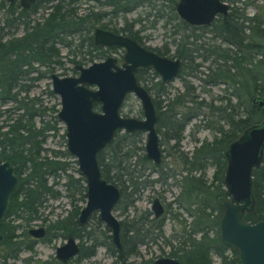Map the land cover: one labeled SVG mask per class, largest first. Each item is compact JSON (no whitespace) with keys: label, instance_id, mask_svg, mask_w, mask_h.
<instances>
[{"label":"trees","instance_id":"1","mask_svg":"<svg viewBox=\"0 0 264 264\" xmlns=\"http://www.w3.org/2000/svg\"><path fill=\"white\" fill-rule=\"evenodd\" d=\"M78 1L36 0L30 7L25 8L18 1L10 3L8 0H0V102H15L13 107L3 110L0 108V116L6 113L0 122V159L10 160L18 175L11 206L0 223L4 235L0 243V264H14V260L23 250L32 252L33 243L27 242V228L32 221L42 218L40 207L46 200L61 195L59 185L64 186L72 208L66 216H59L47 222L49 237L65 238L68 232H72L75 237L82 238L84 234L81 230H84L86 237L93 241L89 245H83L82 254L90 257L95 253L97 238L91 236V230H86V225L79 227L76 221L82 206L78 201L86 200L83 177L69 171L70 160L66 158L69 153L65 148L44 146L48 133H56L59 129L56 118L58 108L52 106L54 114L51 119L40 118L38 123L35 117L44 115L47 107H41L39 96L28 95L35 80L50 76L57 66L63 64L59 44L71 48L72 39L77 35L78 45L85 39L93 45V28L97 25L107 27L102 23L108 13L106 10L88 6L81 11ZM97 1L110 6L111 13L126 12L138 5L155 7L156 1H162V5L167 1L172 10L167 21L174 18L181 28H190L188 33H182L176 42L175 55L191 62L193 50H208L214 58L207 66L209 69L206 77L202 79L205 83H225L230 89L229 93L238 98V101L231 105L228 97L226 106L231 111L222 115L227 128L217 127L218 136L214 135L212 140L202 141L190 152L179 147L186 123L197 115V112L191 109L192 106L186 103L192 102V105L196 104V107L200 108L207 105V102L198 100L194 86L187 82L183 91L165 98L166 109L159 111V114L171 112V115L168 117V123L162 124L160 120L157 127L159 130L165 128L162 130L164 139L174 140L168 151L174 164L186 168V174L178 178L180 191L175 196L174 203L175 208L184 207L193 216L192 222L188 226L187 219L175 210L171 217L179 218L185 235L174 234V229L170 236H165L162 222L151 218L147 210L138 209L130 219L120 220L124 257L122 260L116 258L113 264H126V257L137 253L140 244L154 241L159 236L164 237L165 243L170 245V255L178 257L186 264H212V252L221 257L220 264H237V250L219 238L218 227L222 208L218 204V198L224 194L227 144L246 126L262 118L260 109L250 102V95L264 97V12L249 16L241 11L238 17L231 15L227 22L218 19L208 26H203L202 28H208L213 36L220 37L228 45L204 46L202 42H196L199 36L196 29L199 28L187 24L177 16L174 10L175 0ZM39 7H43L45 12L39 18L32 17ZM155 16L156 20L162 17L163 13L159 10ZM135 21H125L119 27H111L116 31H128L132 35L138 31L133 28ZM20 26L22 32L17 33ZM179 29L177 27L175 31ZM201 54L203 58L207 57L203 52ZM197 65L194 64L191 68L196 71ZM24 80L29 82L25 83ZM21 92L24 94L21 95ZM48 92L55 95L50 88ZM163 92L166 90L163 89ZM236 104L242 106V114L236 111ZM156 106L159 110L162 109L160 104L157 103ZM212 108L214 112L216 107ZM219 109L224 111V107ZM176 113L180 114L177 124L173 121L176 120ZM141 134L138 131H117L113 140L98 154L103 176L119 186L120 198L116 208L120 207L122 211L134 203L144 187L157 180L145 173V168L150 162H147L145 157ZM61 135L64 137V133ZM166 164L169 165L170 161ZM210 165L214 166V171L212 179L208 180L205 170ZM160 174V178H166L163 170ZM62 177L65 180L60 182ZM252 187L256 206L252 212L246 213L244 218L254 222L264 218V150L260 167L253 171ZM10 214H14V217L6 221L5 217ZM100 237L102 243L107 244L113 253H117L107 228L100 232ZM173 238L177 239L176 244H172ZM227 251L231 252L230 256ZM31 255L24 258L26 264L31 260Z\"/></svg>","mask_w":264,"mask_h":264},{"label":"water","instance_id":"2","mask_svg":"<svg viewBox=\"0 0 264 264\" xmlns=\"http://www.w3.org/2000/svg\"><path fill=\"white\" fill-rule=\"evenodd\" d=\"M17 0H8L14 3ZM22 7H30L36 0H18ZM230 5L225 0H177L178 17L189 25H208L218 14L225 19ZM93 42L124 48L123 63L107 56L84 66L77 64V75H50L52 91L59 97L57 119L65 125V148L77 164L79 175L86 186V200L77 221L84 224L93 213L108 228L111 240L122 257L121 224L113 210L120 198L119 186L107 180L98 161L99 152L114 138L118 130L146 134L145 156L155 164L162 159L157 131V109L151 93L137 79L136 69L152 68L163 83L176 77L181 67L180 57L160 55L139 44L132 37L110 29L95 27ZM128 93H133L142 108V117L123 114L121 108ZM250 102L260 109L262 118L246 126L225 149L226 167L223 177L224 194L219 196L222 208L219 218V237L238 252V264H264V218L251 222L244 218L255 209L253 171L259 168L264 150V97L251 94ZM98 106V107H97ZM18 175L10 160L0 159V221L9 207ZM158 215L163 206L158 198L153 201ZM40 236L42 226L31 228ZM4 235L0 229V243ZM79 246L70 234L56 247V255L65 261L77 253ZM149 264H185L175 257L162 256Z\"/></svg>","mask_w":264,"mask_h":264},{"label":"rangeland","instance_id":"3","mask_svg":"<svg viewBox=\"0 0 264 264\" xmlns=\"http://www.w3.org/2000/svg\"><path fill=\"white\" fill-rule=\"evenodd\" d=\"M162 1H156L155 7L150 5L142 6L138 5L133 7L132 9L122 12L118 11L117 13H111V7L104 5L100 1L96 0H79L78 7L79 10L83 11L88 6H93L95 8H101L106 10L108 13L102 19L103 22L107 23L112 27H119L124 24L125 21L131 22L136 20L133 24L134 29H139V35L141 36L142 41L150 46L160 47L166 46L167 54L172 56L175 55L176 42L181 38L182 33H188L189 27L181 28V25H177L176 19L172 18V20L167 21V18L170 17V13L172 10L170 9L167 1L161 4ZM235 5L238 8V11H244L246 15H256L261 11L264 12V0H236ZM162 12L163 16L160 18H156L157 12ZM45 12L43 7H39L35 13L32 14V17L39 18L42 13ZM1 22V17H0ZM179 27V30L175 29ZM22 32V27L20 26L17 29V33ZM199 36L196 39L197 43H203L204 46L208 44H214L218 46H226L219 37H215L209 31V29L205 31L198 30ZM79 37L75 35L72 39V47H66L62 44H59L61 60L63 64L61 66H57L55 72L61 75H75L77 71L73 69L75 62L74 60H83V64L91 63L92 61L101 60L104 55L99 52L98 49L90 46L88 40H84L82 45H79ZM263 47V46H262ZM200 52L207 53L206 50L199 49ZM198 51V52H199ZM264 51V50H263ZM122 55V49H118ZM194 55L193 60H185L183 65V70L181 75L173 78L171 81L164 85V89L169 92L170 96L174 93L181 92L185 88V82L190 83L194 86V92L197 94V99L207 102V105H202L200 108L196 107V104L192 105L191 102H187V105L192 106L191 109L197 112L195 117H192L191 120L185 125L183 130V137L179 141V147L181 150L190 152L196 145H198L201 141L204 140H212L214 135L218 136L219 132L217 131V127L222 126L223 128H227V123L220 116L221 113H226L231 109L226 106L228 97L230 99L231 105H234L237 101V97L229 93L230 89L226 87V84L223 82H217L215 84L205 83L202 78H204L208 72V64L211 63L214 55H210L206 58H203L202 55H198L197 52H192ZM114 55V54H113ZM116 55V54H115ZM258 57L260 55H257ZM74 59V60H73ZM80 63V62H79ZM195 63H198L197 70H192L191 67L194 66ZM212 66V65H211ZM43 69V68H41ZM200 71L204 72L200 73ZM159 79V75L154 74L153 79L149 81L148 85L151 87L157 86L155 85V81ZM23 82H29V80H24ZM50 88V78L49 76H43L39 79L35 80L33 85L30 86L28 95L31 96H39L40 102L43 106L47 107L45 114L42 116H36L35 119L39 123L40 118L51 119V116L54 114V109L52 106L55 105L56 108H59L58 96L51 95L48 92ZM24 92H21V95ZM167 94V93H166ZM161 98L164 95H160ZM38 103V104H39ZM15 105V102L8 101L4 104L0 102V108L3 110L4 108H10ZM216 107L213 112L212 107ZM224 107V111L219 108ZM196 108V109H195ZM242 106L238 107L239 114H242ZM122 112L125 114L142 116V109L139 99L133 94H128L124 105L122 107ZM6 113H2L0 116V122L4 118ZM58 131L53 133L50 131L46 137L44 142V146L47 148H55V149H64L65 148V135L62 137V133H64V124L60 121H57ZM160 141L161 147L163 150V161L169 162L171 160V156L169 155V149L174 140L169 139L166 140L163 138V135L160 133ZM142 144L145 143L146 134H141ZM145 152V150H144ZM50 153V150H49ZM67 160H70V168L73 174L78 175L77 164L74 160V157L70 154L66 157ZM214 171V166L210 165L206 168L205 174L208 180L212 179V173ZM155 177L156 175H151ZM65 179L62 177L60 182H63ZM170 184H165L161 182H154L153 188L150 186L144 187L140 193L136 196V199L132 205L127 208L126 212H123L120 207H115L113 210L114 214L119 219L131 218L132 215L138 211V209L149 208L151 206V196L156 193V191H160L164 189L163 195L166 200H171L180 190L178 184L174 181V179H168ZM61 190V195L57 198H49L44 202V204L40 207L42 211V216L47 217V222L53 220L59 216H62L66 213L72 204L70 202L69 197L66 195V191L63 185L58 186ZM79 204L83 205V201H78ZM41 216V217H42ZM35 219L32 221L33 224H39L41 220ZM177 228V222L173 221L172 218L166 217L162 226L164 231V235H168L171 233L172 229ZM86 230H91L93 236H97V239H101L100 232L106 230L105 224L98 219L97 214L94 213L90 220L87 222ZM81 239V238H80ZM65 239L62 236H52L47 242L39 241L35 245V251L32 252V260L29 264H39L38 260H46L47 258H51L54 255L55 247L61 244ZM84 243L89 244L90 239L83 238ZM173 244L177 243V239H171ZM138 252L128 255L126 257L127 264H144L145 260L154 259L157 256L165 255L169 250V246L165 243L164 237L159 236L154 241L149 240L147 243H142L137 247ZM228 256L230 252H226ZM30 254L28 251H23L20 254V257L16 260L15 264H24L23 257ZM117 258V253H113L107 246L105 245H97L95 248V253L91 257L82 258L79 262H76L74 259L72 260V264H111L114 259ZM211 259L213 264H220V256L216 253L212 252ZM230 264V263H229Z\"/></svg>","mask_w":264,"mask_h":264},{"label":"flooded vegetation","instance_id":"4","mask_svg":"<svg viewBox=\"0 0 264 264\" xmlns=\"http://www.w3.org/2000/svg\"><path fill=\"white\" fill-rule=\"evenodd\" d=\"M18 1V0H17ZM97 1V0H96ZM176 1L177 0H175V2H174V6H175V3H176ZM229 5H230V7H229V9H228V14H227V16H226V18L224 19L223 18V16L221 15V14H218L216 17H215V19L213 20V21H216V20H218V19H221L223 22H227V20L229 19V17L232 15V16H236V17H238L239 16V11H238V8H237V6L235 5V2H236V0H225ZM19 2V1H18ZM175 10V9H174ZM175 12H176V10H175ZM177 14V13H176ZM178 16V15H177ZM212 21V22H213ZM211 22V23H212ZM103 24H106L107 25V27H105V26H102V25H97V26H95V27H101V28H106V29H110V30H113L112 29V27L111 26H109L107 23H105V22H102ZM210 23V24H211ZM210 24H208V25H210ZM208 25H197L196 27L197 28H199V29H196V30H201L202 32L203 31H205V30H207L208 28H202L203 26H208ZM195 26V25H194ZM94 27V28H95ZM94 28H93V30H94ZM93 30L91 31V35L93 36ZM138 31H136V32H133L132 33V35H130L129 33H128V31H116V30H113V31H115V32H119V33H122V34H126V35H128V36H130V37H132L133 39H135L139 44H141V45H144V46H146L147 48H150V49H152L153 51H155V52H157L158 54H160V55H168L167 54V48H166V46H163V48H160V47H155V46H150V45H147V44H145L143 41H142V39H141V36L138 34L139 33V29H137ZM210 31V30H209ZM211 32V31H210ZM213 35V34H212ZM220 38V37H219ZM92 42H93V38H92ZM224 42V41H223ZM225 43V42H224ZM83 44V43H82ZM81 44V45H82ZM79 46V45H78ZM90 46H92V47H94L95 49H98L99 50V52L100 53H102L103 55L105 54V53H107V55L106 56H104L102 59H104L105 57H107V56H114V57H116L117 58V63L119 64V65H122V63H123V54H124V48L122 47V46H117V45H108V46H105V45H100V44H95L94 42H93V45H90ZM226 46H228L227 44H226ZM118 49H122V55L119 53V52H117V50ZM165 51V52H164ZM197 52V54L198 55H202L201 54V52L199 51V50H193L192 52ZM199 51V52H198ZM207 51V53H204L207 57L208 56H210V55H212L208 50H206ZM114 54V55H113ZM116 54V55H115ZM168 56H170V55H168ZM192 56L194 57V55L192 54ZM203 56V55H202ZM171 57H180V56H177V55H172ZM181 58V57H180ZM101 59V60H102ZM74 60V59H73ZM99 61V60H98ZM181 61H182V63H181V67H180V71H179V74L176 76V77H178V76H180L181 75V72H182V70H183V65H184V60L181 58ZM75 62H77L76 64H74V67H73V69L75 70V71H77V74H78V69L76 68V65L77 64H81V65H84V66H86V65H88V64H90V63H88V64H83L82 62H83V60H76ZM80 62V63H79ZM93 62V61H92ZM195 64H198V63H195ZM192 69V68H191ZM193 70V69H192ZM53 73V72H52ZM135 73H136V76H137V79H138V81L144 86V87H146L147 88V90L151 93V95H152V97H153V101H154V104H155V106H156V104L158 103V104H160L161 106H162V109L161 110H159L158 108H157V106H156V109H157V114H158V119H157V123H156V126H158V121H160L161 120V123L162 124H164V123H168V117L171 115V112H169V113H165V114H159V111H162L163 109H166V106H165V102H166V97L167 96H170V94H169V92H163V89H164V85L166 84V83H168L169 81H171L172 79H170L169 81H167V82H165V83H163L162 81H161V79H160V75L156 72V71H154L152 68H148V67H141V66H139L137 69H136V71H135ZM200 73H203V74H205L204 72H201L200 71ZM59 74V73H58ZM77 74H75V75H77ZM154 74H158L159 75V79L158 80H156L154 83H155V85H157V86H154V87H151V86H149L148 85V83H149V81H151L152 79H153V75ZM51 75V74H50ZM61 75V74H60ZM206 77V76H205ZM204 77V78H205ZM49 78H50V76H49ZM175 78V77H174ZM203 78V79H204ZM51 80V79H50ZM204 81V80H203ZM50 89H51V84H50ZM165 90V89H164ZM51 91H52V89H51ZM53 92V91H52ZM178 92V91H177ZM167 93V94H166ZM53 94H55L54 92H53ZM128 94H131V93H128ZM127 94V95H128ZM56 95V94H55ZM127 95H126V97H127ZM160 95H164V97L163 98H161L160 97ZM174 95V94H173ZM172 96V95H171ZM126 97H125V99H126ZM140 101V100H139ZM237 101H238V98H237ZM124 102H125V100H124ZM124 102H123V105H124ZM58 103H59V107H60V101H59V97H58ZM192 103V102H191ZM123 105H122V107H123ZM98 107V106H97ZM186 107V106H185ZM238 107L239 106H237V104H236V111H238L239 112V110H238ZM59 109V108H58ZM122 109V108H121ZM142 109V108H141ZM58 111V110H57ZM188 112H190L189 110H187ZM121 112H122V110H121ZM57 113V112H56ZM123 113V112H122ZM123 114H125V113H123ZM130 115V114H129ZM221 115V117H222V115H225V113L223 112V113H221L220 114ZM133 116H135V115H133ZM143 116V115H142ZM142 116H137V117H142ZM182 116H184V114L182 115ZM181 116V117H182ZM193 117H195V116H193ZM57 118V117H56ZM175 118H176V120H173V121H175V123L177 124L178 122H179V120H180V114L179 113H176L175 114ZM58 120V119H57ZM59 121V120H58ZM187 124V123H186ZM65 126V125H64ZM65 129V128H64ZM162 130H165V128L163 127L161 130H159V128L157 127V131H158V133L160 134H162ZM118 131H121V130H118ZM127 132V131H126ZM134 132H137V131H134ZM138 132H141V131H138ZM131 133V132H130ZM141 133H144V132H141ZM169 133V132H168ZM183 133V132H182ZM182 137H183V135H182ZM182 139V138H181ZM159 140H160V135H159ZM173 140V139H172ZM202 142V141H201ZM200 142V143H201ZM199 143V144H200ZM160 144H162L161 143V141H160ZM198 144V145H199ZM66 149V148H65ZM161 149H162V147H161ZM145 150V149H144ZM72 156V155H71ZM146 157V156H145ZM226 158V157H225ZM75 159V158H74ZM146 159H147V162H150V164H148L147 166H146V168H145V173H147L150 177H152L151 175H153V174H155L156 176L155 177H152V178H155V179H157L156 181H154V182H161V183H165V184H170V182H168V179H170V178H172V179H174V181L178 184V186H179V188H180V183H179V181H178V178L180 177V176H182V174H186V168L184 167V166H181V167H179L178 165H176V164H174V162L172 161V158H171V160H170V164L169 165H167L166 163H167V161L165 162V161H163V150H162V159H161V161L159 162V163H157V164H155L152 160H150V159H148L147 157H146ZM76 161V160H75ZM161 166V167H160ZM226 167V166H225ZM163 170V172L164 173H166V178H160V176H161V171ZM78 173H79V171H78ZM154 182L153 183H150V184H148L147 186H150L151 188H153V184H154ZM146 186V187H147ZM223 188H224V185H223ZM180 191V190H179ZM179 191H178V193H179ZM224 191H225V189H224ZM13 192H14V190H13ZM13 192H12V194H11V197H10V203H9V207H8V209L10 208V206H11V200H12V195H13ZM163 192H164V189H162V190H160V191H156V193L154 194V195H152L151 196V206L149 207V208H143V210H147L148 212H149V216L152 218H155V219H157L158 221H160V222H162V226H163V223H164V220H165V218L166 217H169V218H172L171 217V215H172V212H176L175 210H177L178 212H180V214H181V216L182 217H185L186 219H187V223H188V226H189V224L191 225V222H192V217L193 216H191L190 214H189V212L184 208V207H180V208H175V203H174V198H175V196L178 194H176L174 197H173V199H171V200H166V198L164 197V195H163ZM155 198H158L159 199V201L161 202V204H162V206H163V209H162V211L158 214V215H156V213H155V210L153 209V201H154V199ZM129 207V206H128ZM127 207V208H128ZM72 207H70L68 210H66V213L65 214H63L61 217H64V216H66L67 214H68V212H69V210L71 209ZM81 208V207H80ZM127 208H125V210L123 211V212H126L127 211ZM7 209V210H8ZM79 211H80V209H79ZM7 212V211H6ZM5 212V213H6ZM94 214V213H93ZM93 214L91 215V217L93 216ZM97 214V213H96ZM14 214H10V215H7L6 217H5V219H6V221H9V220H11V218L12 217H14L13 216ZM78 215H79V212H78V214H77V216H76V221H77V217H78ZM5 216V214L2 216V218H1V220L3 219V217ZM133 216V215H132ZM180 216V217H181ZM90 217V218H91ZM90 218L84 223V224H79L78 223V221H77V224H78V226L79 227H82V226H84V225H86L87 226V222L90 220ZM99 219V218H98ZM127 219H130V218H128L127 217ZM173 219V221H176L177 222V228H175V233L174 234H177V235H179L180 233L184 236L185 235V233H184V231L182 230V228H181V225H180V221L178 220V219H176V218H172ZM39 220H41V222L39 223V224H33V223H30L29 224V226H28V228H27V233H28V240H27V242L28 243H33V248H32V252H34L35 251V245L37 244V242H39V241H44V242H47V240H49L51 237H49V231H48V229H47V217H45V216H42V218H40ZM119 220H121V219H119ZM0 223H1V221H0ZM104 223V222H103ZM121 224V223H120ZM38 226H42L43 228H44V232H43V234L42 235H40V236H37V235H34V234H32V233H30V229L31 228H35V227H38ZM106 227V226H105ZM107 228V227H106ZM189 229V228H188ZM218 229H219V227H218ZM107 230H108V228H107ZM174 231V229H172V231H171V233L170 234H168V235H166V236H170L171 234H172V232ZM81 233L82 234H84L83 235V237L80 239V237H75V235L72 233V232H68V234H67V237L70 235V234H72L75 238H76V241H77V244H78V246H79V250H78V252L77 253H75V254H73V255H71L70 257H68L65 261H63V260H61L60 258H58L57 257V255H56V247L58 246H56L55 247V252H54V255H53V257H51V258H47L46 260H38V263L39 264H72V260L74 259L76 262H79L82 258H87L86 256H84L83 254H82V248H83V245H86L85 243H84V240H83V238H85V239H90V238H87L86 237V233H85V231L84 230H81ZM108 233H109V230H108ZM109 235H110V233H109ZM192 235H194V233L192 234ZM91 236L92 237H95V238H97V236H93V234L91 233ZM175 236V235H174ZM67 237H65L64 239L66 240V238ZM180 236H178V238H179ZM120 238H121V232H120ZM220 238V237H219ZM110 239H111V236H110ZM174 239V238H173ZM64 240V241H65ZM63 241V242H64ZM92 241H93V239H90V243L89 244H91L92 243ZM62 242V243H63ZM122 242V241H121ZM61 243V244H62ZM111 243H112V240H111ZM88 244V245H89ZM95 244L96 245H105V246H107V244H105V243H102V239H96L95 240ZM113 244V243H112ZM172 244H173V242H172ZM176 244V243H175ZM60 245V244H59ZM227 245V244H226ZM114 246V245H113ZM123 246V245H122ZM169 246V250H168V252H166L165 253V255H160V256H157L156 258H158V257H162V256H169V257H175V256H172V255H170V245H168ZM229 246V245H228ZM108 247V246H107ZM109 248V247H108ZM114 248H115V246H114ZM115 250L117 251V258L119 259V260H122L123 259V257H124V252H123V255H122V257H119V252H118V250L115 248ZM122 250H123V247H122ZM23 251H28V250H23ZM23 251H21L20 252V254L23 252ZM28 252H30V251H28ZM32 252H30V254H32ZM230 252V251H229ZM20 254H19V257H20ZM30 254H28L27 256H24L22 259H23V262H24V264H26V261L24 260V258H26V257H28V256H30ZM212 254V253H211ZM217 254V253H216ZM93 255V254H92ZM91 255V256H92ZM218 255V254H217ZM230 255H231V252H230ZM229 255V256H230ZM32 256V255H31ZM90 256V257H91ZM19 257H17V259L19 258ZM32 258L33 257H31V260H32ZM156 258H154V259H148V260H145L144 261V264H149L150 262H153ZM175 258H177V259H179L178 257H175ZM221 258V257H220ZM17 259H15L14 260V264H15V262H16V260ZM30 260V261H31ZM115 260V259H114ZM114 260L112 261V263L111 264H113V262H114ZM180 260V259H179ZM212 260V259H211ZM237 260H238V252H237ZM30 261H29V263H30ZM125 261H126V259H125ZM181 261V260H180ZM183 262V261H182ZM220 262H221V260H220ZM28 263V264H29ZM185 263V262H184ZM127 264V263H126ZM186 264V263H185ZM213 264V263H212ZM231 264V263H230ZM237 264H238V262H237Z\"/></svg>","mask_w":264,"mask_h":264}]
</instances>
